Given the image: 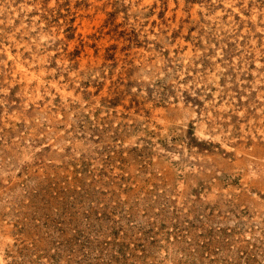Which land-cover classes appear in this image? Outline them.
Returning a JSON list of instances; mask_svg holds the SVG:
<instances>
[{"label": "rangeland", "instance_id": "obj_1", "mask_svg": "<svg viewBox=\"0 0 264 264\" xmlns=\"http://www.w3.org/2000/svg\"><path fill=\"white\" fill-rule=\"evenodd\" d=\"M0 264H264V0H0Z\"/></svg>", "mask_w": 264, "mask_h": 264}, {"label": "bare ground", "instance_id": "obj_2", "mask_svg": "<svg viewBox=\"0 0 264 264\" xmlns=\"http://www.w3.org/2000/svg\"><path fill=\"white\" fill-rule=\"evenodd\" d=\"M255 4V3H254ZM236 8V7H235ZM263 9V8H262ZM236 11V10H235ZM259 12V11H258ZM221 13V12H220ZM211 15V14H210ZM205 16V15H204ZM233 16V15H232ZM240 16V15H239ZM206 17V16H205ZM222 17V16H221ZM257 18V17H256ZM218 19V18H217ZM233 19V18H232ZM246 21V20H245ZM251 33V32H250ZM257 37V36H256ZM211 43V42H210ZM252 43V42H251ZM259 95V94H258Z\"/></svg>", "mask_w": 264, "mask_h": 264}]
</instances>
